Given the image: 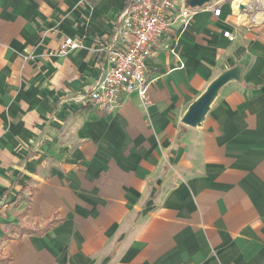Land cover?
<instances>
[{
	"label": "crops",
	"instance_id": "0c3cea01",
	"mask_svg": "<svg viewBox=\"0 0 264 264\" xmlns=\"http://www.w3.org/2000/svg\"><path fill=\"white\" fill-rule=\"evenodd\" d=\"M258 1L200 8L179 59L154 45L150 103L107 114L80 100L128 0H0V264H264V23L235 16ZM66 38L82 47L50 56Z\"/></svg>",
	"mask_w": 264,
	"mask_h": 264
},
{
	"label": "built area",
	"instance_id": "2783aa9c",
	"mask_svg": "<svg viewBox=\"0 0 264 264\" xmlns=\"http://www.w3.org/2000/svg\"><path fill=\"white\" fill-rule=\"evenodd\" d=\"M211 8L215 16H220L221 6L217 4ZM199 10L186 5L177 7L175 0H128L114 24L112 35L99 40L92 48L98 57L101 72L91 90L80 101L92 104L107 114L117 111L124 97L133 93L139 96L144 105L149 104L152 81L147 77V61L153 54L154 45L163 37L173 36L174 47L170 52L179 59L176 48ZM235 11L236 20L242 25L264 23V19L251 21L255 13L264 12V0L243 3ZM238 14L247 15L248 22L241 23ZM176 26L179 31L172 35ZM224 37L231 42L236 40L229 32L224 33ZM81 47L80 42L66 38L50 56L66 57Z\"/></svg>",
	"mask_w": 264,
	"mask_h": 264
},
{
	"label": "water",
	"instance_id": "95a60500",
	"mask_svg": "<svg viewBox=\"0 0 264 264\" xmlns=\"http://www.w3.org/2000/svg\"><path fill=\"white\" fill-rule=\"evenodd\" d=\"M215 0H187L186 6L190 8H203ZM240 78V69L234 68L218 77L207 89V91L189 108L183 118V123L190 127L199 126L210 110V106L216 99L219 91L230 81Z\"/></svg>",
	"mask_w": 264,
	"mask_h": 264
},
{
	"label": "bare ground",
	"instance_id": "6f19581e",
	"mask_svg": "<svg viewBox=\"0 0 264 264\" xmlns=\"http://www.w3.org/2000/svg\"><path fill=\"white\" fill-rule=\"evenodd\" d=\"M245 17L248 20L249 17L247 15H245ZM263 19H264V12L259 13V14L255 13L254 16L251 18V21H255V22L258 21L259 22Z\"/></svg>",
	"mask_w": 264,
	"mask_h": 264
},
{
	"label": "rangeland",
	"instance_id": "374dc122",
	"mask_svg": "<svg viewBox=\"0 0 264 264\" xmlns=\"http://www.w3.org/2000/svg\"><path fill=\"white\" fill-rule=\"evenodd\" d=\"M242 21V20H241ZM241 23H246V22H244V21H242ZM240 24V23H239Z\"/></svg>",
	"mask_w": 264,
	"mask_h": 264
}]
</instances>
